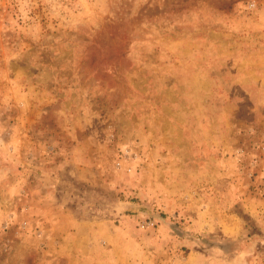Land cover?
Returning a JSON list of instances; mask_svg holds the SVG:
<instances>
[{"label":"rangeland","instance_id":"obj_1","mask_svg":"<svg viewBox=\"0 0 264 264\" xmlns=\"http://www.w3.org/2000/svg\"><path fill=\"white\" fill-rule=\"evenodd\" d=\"M0 264H264V0H0Z\"/></svg>","mask_w":264,"mask_h":264}]
</instances>
